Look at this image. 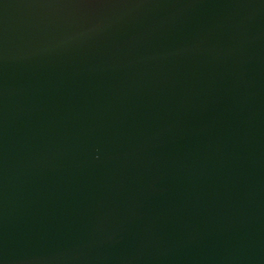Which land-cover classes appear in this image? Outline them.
I'll return each instance as SVG.
<instances>
[{"label":"water","instance_id":"water-1","mask_svg":"<svg viewBox=\"0 0 264 264\" xmlns=\"http://www.w3.org/2000/svg\"><path fill=\"white\" fill-rule=\"evenodd\" d=\"M0 264H264V0H0Z\"/></svg>","mask_w":264,"mask_h":264}]
</instances>
